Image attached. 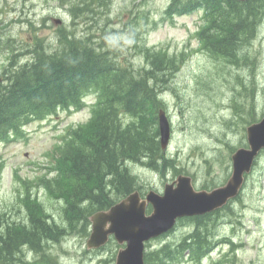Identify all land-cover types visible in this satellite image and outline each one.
<instances>
[{
  "label": "rangeland",
  "instance_id": "obj_1",
  "mask_svg": "<svg viewBox=\"0 0 264 264\" xmlns=\"http://www.w3.org/2000/svg\"><path fill=\"white\" fill-rule=\"evenodd\" d=\"M169 2L107 0L102 18L75 22L63 0H0V31L17 45L39 36L49 50H53L58 45L61 28L82 37L99 23V27L104 28L100 41L115 47L122 62L135 67L144 64L135 47L138 40L184 57L169 85L162 87L164 109L172 128L166 152L175 159L178 168L171 166L161 172L128 164L146 193L151 189L163 192L165 183L172 182L179 174L191 176L197 189L225 184L232 172V149L235 151L244 146L243 142L247 143L246 128L250 124H246L243 109L249 110L254 103L259 119L264 116V13L254 40L243 44L241 64L236 65L216 60L203 50L197 36L204 22L202 11L171 17L165 13ZM9 56V51L0 49V78L4 77L10 63ZM25 61L22 59L19 64ZM95 100L96 95L89 94L83 109L71 112L60 109L52 116L28 123L23 135L0 143L3 234L8 232L5 228L9 224H27L33 210L56 219L73 233L45 244L55 264H115L120 247H125L112 239L100 249H89L87 240L91 227L89 234L83 237L79 234V223L76 231L72 230L65 208L67 199L64 193L62 197L57 196L64 185L54 181L58 175V146L64 144L69 131L89 121ZM44 179L54 181L53 191L46 187ZM219 216L222 220L218 225L209 224L215 234V246L210 254L200 263L185 259L175 264H214L225 255L234 258L235 264H264V150L247 176L240 201L222 209ZM185 231L186 226L177 227L175 235L151 240L148 249L174 241ZM229 241L235 244L234 249ZM23 249L27 251L21 255L23 261L15 264L26 261L42 264L44 255L47 256L44 251L30 246ZM2 261L0 259V264H4Z\"/></svg>",
  "mask_w": 264,
  "mask_h": 264
},
{
  "label": "trees",
  "instance_id": "obj_2",
  "mask_svg": "<svg viewBox=\"0 0 264 264\" xmlns=\"http://www.w3.org/2000/svg\"><path fill=\"white\" fill-rule=\"evenodd\" d=\"M63 1L75 22L102 18L107 5V0ZM196 10L203 12L204 22L197 31L203 50L216 60L241 64L243 44L254 40L263 17L264 0H170L165 13L172 17ZM103 31L99 23L82 37L61 28L53 50L39 36L17 45L0 31V49L10 54L6 77L0 81V143L23 135L28 123L52 116L60 109L81 110L87 105L86 97L96 95L91 118L69 131L56 156L58 175L54 181L64 184L57 196L64 193L69 225L75 230L79 223L82 236L89 234L94 213L110 209L136 190L146 193L128 164L161 172L171 166L178 168L175 159L161 146L158 121L159 111L165 107L162 87L169 85L184 57L138 40L135 47L144 64L135 67L122 62L115 47L100 41ZM22 59L26 61L19 64ZM252 105L247 111L243 109L246 124L259 120L257 108ZM54 181L44 179L50 191L55 188ZM241 195L214 213L179 219L176 228L186 226V231L157 248L148 249V244L145 264H175L185 259L200 263L215 246V234L209 224L218 225L222 220L220 211L240 201ZM35 211L27 224H9L6 234L0 227V259L4 264L21 260L25 246L44 251L43 254L48 252L44 257L49 256L50 262L44 258V264H55L45 244L73 232ZM176 228L162 237L175 235ZM229 242L234 249L235 244ZM214 264L235 263L234 258L225 255Z\"/></svg>",
  "mask_w": 264,
  "mask_h": 264
},
{
  "label": "water",
  "instance_id": "obj_3",
  "mask_svg": "<svg viewBox=\"0 0 264 264\" xmlns=\"http://www.w3.org/2000/svg\"><path fill=\"white\" fill-rule=\"evenodd\" d=\"M159 130L161 146L167 149L172 128L165 109L159 111ZM247 139L249 146L233 153L232 174L221 186L198 190L191 176L181 174L165 185L163 193L151 189L142 197L136 190L109 210L94 213L88 248L105 246L114 237L119 244H125L119 249L115 264H145L147 242L173 230L180 218L216 211L239 195L246 174L252 171L256 158L264 149V117L247 127ZM149 204L151 213L147 212Z\"/></svg>",
  "mask_w": 264,
  "mask_h": 264
},
{
  "label": "bare ground",
  "instance_id": "obj_4",
  "mask_svg": "<svg viewBox=\"0 0 264 264\" xmlns=\"http://www.w3.org/2000/svg\"><path fill=\"white\" fill-rule=\"evenodd\" d=\"M34 58V57H33ZM31 61V60H30ZM33 61V60H32ZM28 63V62H27ZM16 64V63H15ZM26 64V63H25ZM12 66H14V65H12ZM22 66V65H21ZM20 66V67H21ZM8 68V67H7ZM16 68H18V67H16ZM11 70V69H10ZM13 70H15V69H13ZM43 72V71H42ZM9 73V72H8ZM15 73V72H14ZM7 75V74H6ZM10 76V75H9ZM8 76V77H9ZM5 75H4V79H5ZM4 81V80H3ZM37 88V87H36ZM164 95V94H163ZM123 112V111H122ZM109 157V156H108ZM151 168V167H150ZM105 198V197H104ZM67 214V213H66ZM68 216V215H67ZM78 217V216H77ZM236 218V217H235ZM56 220V219H55ZM55 227V226H54ZM211 229V228H210ZM215 230V229H214ZM68 233V232H67ZM76 234V233H75ZM80 234V233H79ZM80 236H81V234H80ZM83 237V236H82ZM60 239V238H59ZM61 239H63V238H61ZM65 239V238H64ZM68 240V239H67ZM210 240V239H209ZM55 241V240H54ZM53 241V242H54ZM63 241V240H62ZM211 241V240H210ZM52 242V243H53ZM26 247V246H25ZM28 248V247H27ZM31 249V248H30ZM46 249V248H45ZM27 250V249H26ZM32 250V249H31ZM27 253V251L26 252H23V254H26ZM37 253V252H36ZM35 253V254H36ZM32 254V253H31ZM46 254H48V252L46 253ZM38 255V254H37ZM50 255V254H49ZM31 255H29V257H30ZM34 256V255H33ZM36 256V255H35ZM45 256V255H44ZM22 257V256H21ZM40 257V256H39ZM49 257V256H48ZM48 257H46V258H48ZM26 258V257H25ZM30 258H32V257H30ZM34 258H36V257H34ZM46 258H45V261H46ZM199 259V258H198ZM22 260V259H21ZM48 260V259H47ZM53 260V259H52ZM23 261V260H22ZM25 261V260H24ZM37 261V260H36ZM19 262V261H18ZM18 262H13L12 264H15V263H18ZM26 262H29V263H33V262H30V261H26ZM26 262L24 263V264H26ZM49 262V261H48ZM52 262V261H51ZM56 262V261H55ZM36 263H39L38 261L36 262ZM36 263H34V264H36ZM57 263V262H56ZM10 264V263H9ZM40 264V263H39ZM42 264H44V261H43V263ZM51 264V263H50ZM53 264V263H52Z\"/></svg>",
  "mask_w": 264,
  "mask_h": 264
},
{
  "label": "flooded vegetation",
  "instance_id": "obj_5",
  "mask_svg": "<svg viewBox=\"0 0 264 264\" xmlns=\"http://www.w3.org/2000/svg\"><path fill=\"white\" fill-rule=\"evenodd\" d=\"M214 212H216V211H214ZM214 212H212V213H214Z\"/></svg>",
  "mask_w": 264,
  "mask_h": 264
}]
</instances>
